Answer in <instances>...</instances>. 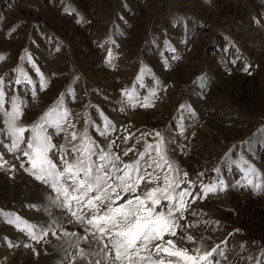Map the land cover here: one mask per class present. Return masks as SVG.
<instances>
[{"label":"rangeland","instance_id":"374dc122","mask_svg":"<svg viewBox=\"0 0 264 264\" xmlns=\"http://www.w3.org/2000/svg\"><path fill=\"white\" fill-rule=\"evenodd\" d=\"M0 55L6 100L25 105L22 123L38 120L64 94L76 130L91 120L89 135L105 148L115 141L117 154L143 151L161 132L169 161L187 172L189 191L201 197L195 203L188 197L180 221L194 225L187 233L196 246L217 248L214 264L264 260V0H0ZM37 69L47 82L43 91ZM125 90L137 102L128 103ZM146 97L149 107L141 106ZM101 113L115 128L107 136L97 131ZM132 113L144 119L132 121ZM53 143L66 144L65 134ZM0 151L16 165L0 169L8 182L0 188V264H68L66 250L74 249L67 241L74 238L61 231L82 236L83 226L49 207L50 188L2 145ZM204 186L216 191L203 198ZM7 213L45 227L55 219L62 229L53 225L57 235L37 243L8 223Z\"/></svg>","mask_w":264,"mask_h":264},{"label":"snow or ice","instance_id":"6c2138e0","mask_svg":"<svg viewBox=\"0 0 264 264\" xmlns=\"http://www.w3.org/2000/svg\"><path fill=\"white\" fill-rule=\"evenodd\" d=\"M108 55L111 58L112 54ZM3 59L5 57L0 55V60ZM28 59L31 60L30 57ZM108 63L111 65V59ZM18 71L21 77L29 80L22 69ZM36 71L43 91L47 82L43 74L38 69ZM16 83H21V79L18 78ZM122 95L130 104L137 102L134 92L125 90ZM151 95L155 96V92ZM150 99L146 97L141 106H151ZM6 103L10 104V110L5 108ZM23 106L24 102L17 97L6 100L4 78L0 77V122L3 125L0 127V145L20 161V168L50 188L53 195L49 197V207L64 211L71 217L69 223L83 226L82 236L61 231L63 237L74 238L67 241L74 249V252L66 250L68 264H77L78 260L84 264H214L217 248L206 251L196 246L195 237L187 233V229L194 225L180 223L186 220L185 213L190 207L188 197L192 203L201 197L199 194L192 196L189 191L194 182L188 179L187 172L181 174L169 161L161 132H155V144L144 143L143 151L136 152L134 147H130L117 154L112 151L115 141L105 148L89 135L91 120L85 119V127L76 130L72 113L64 106V94L30 125L22 123ZM180 107L183 109L185 106ZM100 115L103 130L97 127V131L107 136L115 128L103 113ZM61 132L65 134L67 143L54 144V136ZM131 138V134L124 136V143ZM130 152L136 153L135 159L125 161L123 157ZM6 166L13 171L16 169V165L10 164L5 153L0 151V169ZM185 182L186 188L182 187ZM215 191V186H204L203 198ZM191 214L196 215L195 212ZM3 215L8 217V223L37 243L49 232L57 235L53 225L62 229L55 219L45 227L22 220L12 213ZM82 242L89 248L81 247ZM189 243L193 247H187ZM8 246L12 247L13 242L8 241ZM33 251L36 250L33 248ZM255 264H264V260H257Z\"/></svg>","mask_w":264,"mask_h":264},{"label":"bare ground","instance_id":"6f19581e","mask_svg":"<svg viewBox=\"0 0 264 264\" xmlns=\"http://www.w3.org/2000/svg\"><path fill=\"white\" fill-rule=\"evenodd\" d=\"M231 8V7H230ZM232 10V12H237V13H240V15H242L243 17L244 16H246L247 14H248V12L247 11H243V10H236V11H233V8L231 9ZM245 19V18H244ZM226 85V84H225ZM224 87V85L223 84H219V85H214V88L215 89H219V88H223ZM233 88V87H232ZM198 105V104H197ZM198 108H199V105H198ZM133 114V113H132ZM134 115V114H133ZM132 115V121L134 120V121H139V120H143L144 118H143V116L141 115L140 117H139V115L138 116H133ZM131 118V117H130ZM135 123V122H134ZM5 178H6V176L4 177L3 176V174L1 175V173H0V188H1V186H4V185H6L5 184V182H7L6 180H5ZM8 183V182H7ZM1 190H3V188H1Z\"/></svg>","mask_w":264,"mask_h":264}]
</instances>
